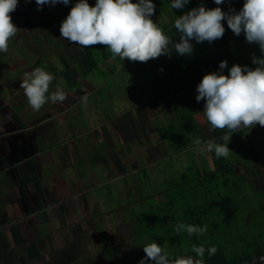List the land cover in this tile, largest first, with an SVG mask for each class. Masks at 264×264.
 Listing matches in <instances>:
<instances>
[{
    "label": "crops",
    "instance_id": "crops-1",
    "mask_svg": "<svg viewBox=\"0 0 264 264\" xmlns=\"http://www.w3.org/2000/svg\"><path fill=\"white\" fill-rule=\"evenodd\" d=\"M172 2L173 0H162V9L151 17L163 31L174 24L171 16L165 17L168 18L169 23L160 17L161 14L169 12ZM228 3L229 0H224V3L220 5L214 2L215 8L220 7L226 13L230 9H234L229 8ZM201 4L208 5L209 9H211V4L208 0H203ZM201 4L190 7L187 11L183 8L174 10L178 11L179 16H182L193 8L201 6ZM241 4H243L242 1ZM225 21L227 22V20ZM226 26L228 27V24ZM167 36L172 38L173 42H179L180 37L171 34ZM221 40L225 43L224 36ZM205 42L207 41L197 44L194 39L190 41L191 44L196 45V48L197 45H202ZM171 50L175 52H173V56L166 54L161 60L157 59L158 61H154L153 70L150 69L153 71V78L151 81H148L149 84L157 82L155 84L160 85L159 93L154 91V94L172 102L173 110L177 114L174 130L169 129L168 135L164 133L168 129L165 128L167 125L163 126L161 124L162 127L161 125L153 127L155 128L154 134L160 132L163 135L158 142L157 148L149 140L152 134H149V124L151 126V122L149 121L154 119L153 123L158 124L156 117L159 119V114L153 118L151 111L155 104L159 106L160 112L165 110L166 107L163 98L159 100L157 97H155L156 99L153 97L151 99L149 92V88L151 87L149 86L146 89L141 79V76L145 72H151L147 71V63L150 60L148 62H133L126 59L128 62L122 63L119 65V68L115 65L116 58L119 57L115 59L111 58L112 61L108 62L109 65L106 72L111 76L121 74L126 80L123 89L125 91L124 94L120 93V97L117 98L119 89H116L114 96L110 93L106 96L107 101L109 102L110 100L111 107L119 106L121 108V110H116L113 113L115 116L112 119L104 118V120L100 117V103H97L94 98L97 89L107 81L98 83L96 77L94 78L92 75L84 76L81 72H75V81L72 86L69 85L67 80H64V76H61L60 83L57 81L59 77L55 79V89L56 85L59 84V87L66 93V99L64 100L68 101L66 105H62V102H57L56 104L60 105V109L57 106V109L54 108L55 110L48 107L49 112L41 111L39 115H30L25 122L19 121L15 116L11 117L13 121L9 119L10 117H7L8 119L5 120V117L1 115L3 112L12 115V112L20 110L11 111V106H9L18 104L16 103L18 99L15 96H0V118H4L3 120L5 121L2 124V119H0V130L4 126V131L0 132V264H110L113 261L109 259L111 254L129 258V249H125L121 245H125L126 247L128 245L131 250H134L135 247L132 243L131 245L129 244V238L131 237L126 234L128 229L121 226L120 219L122 217L118 216V211L111 209L110 204L101 207L99 196L89 195L88 191L83 189L86 186L83 184L84 180L88 182L89 177H92L97 184L92 186L101 188L108 182L128 176V170L133 171L137 166L139 158H135L136 166L134 162L131 169L123 167L127 162H132L130 157L128 159L132 150L124 151L123 149L128 145L126 141L134 135L130 131L140 127H135L138 123H141V128L137 131V136L140 138V141L137 143L141 142V145L146 146V154L151 150L155 153L154 150L160 148L164 152L165 150L170 152L171 148H178L181 138L178 135L177 128L179 126L184 136H186L187 133L184 130L187 128L183 124L188 121V119H184L180 122L178 118L182 120V117L185 116L186 118V116L190 115V112L193 113V121H188L191 129L193 122L203 128L208 126L209 122L206 117L203 119L206 101L197 102L196 100L195 103H190L189 101L182 102L181 98L187 96V93L190 92L192 95L194 94L193 99H196L198 95L196 89L204 77L203 74L212 73V68L200 65L199 63L191 64L190 68V65L187 66L183 62L184 58L188 56L179 55L174 48ZM143 64H145V67ZM193 70L203 71L200 74ZM123 72L126 74H122ZM192 73L198 74L199 78L192 77ZM182 74L184 75L183 77L181 76ZM185 74L190 75L185 76ZM174 76H180L178 81L179 83L181 81L180 86L182 87L180 94H177L175 89L172 88V82L175 80ZM80 78L82 79V83L78 84ZM136 79H139L138 83H134ZM53 92L51 91V94ZM85 96H87V102L83 100ZM48 101L51 100L49 99ZM118 101L120 104L117 103ZM45 105L48 106V104ZM131 105L135 108L134 110L131 108ZM180 105L182 109L187 110V113H178L177 109ZM65 109L66 111H64ZM90 109L93 110V113H91ZM193 109L194 111H190ZM119 111L122 112L119 114ZM66 114L72 115L69 117V122L76 121L77 125L71 126L68 124L67 128L60 129V123L65 121ZM196 115H200L202 119L196 118ZM120 116L122 120L119 119ZM176 124L178 125L177 128ZM144 125L148 127V132L143 131L142 126ZM54 128L57 141L56 143L54 142V145H48L44 137L48 132V135H52V129ZM153 128L151 129L153 130ZM60 131H63L64 136L58 142ZM236 131L232 134L228 146L234 143L236 149H243L244 152H246V148L250 144V139H255L259 142L260 139L261 141L264 139V127L259 124L252 128L241 127ZM114 132L118 133L122 140ZM247 132H250L252 136H247ZM194 134L197 135V139L201 141V144H206V142L202 141L198 132ZM243 134L246 136L244 141H242ZM114 137L120 142V146L123 147L120 151L121 160L111 157L114 154L113 149L117 150L118 153V143ZM123 138H125V141ZM141 138L145 141L141 140ZM100 139H108L112 145L110 156L106 155L107 152L104 153L106 157L103 159V165L109 169L107 171H102L100 158L92 156L93 152H89L94 145H97ZM195 146L197 147L198 145H193V148ZM231 151V156H237V151L232 149ZM175 154L181 155L182 153H180V150H177ZM95 155L104 156H101L100 150L99 154ZM86 157L87 159H93L95 164L100 165L96 166L95 174L86 172V167L92 166L85 163ZM252 161L254 162V160ZM116 162L118 172L113 174L114 177L112 179L110 169L112 171L111 167L112 165L115 166L114 163ZM210 163L208 169L214 171V164L212 162V165H210ZM234 164L235 170L237 166H244V163H240L239 160H235ZM52 165H54L55 169L53 168V174L51 175ZM189 166L197 168L192 165ZM242 167L239 170H242ZM136 168L142 171V166L138 165ZM253 168L256 171V167ZM71 169H76L79 173L72 177L70 175ZM236 172L239 177L246 178L245 174H241L244 175L241 176L237 170ZM56 178H60V181L56 180ZM193 180H195L194 183H197L196 179ZM145 182H148V180L144 179L143 185ZM52 184H59V187L54 189L51 187ZM131 185H134L133 177ZM91 191H95V189L91 188ZM91 196L92 198H90ZM137 221H140V219ZM115 226H121L124 230L120 231ZM103 230H105V233H102ZM117 230L120 232L116 236L108 234L110 231H113L115 234ZM119 238L127 240L128 244L126 245L127 241L121 240L119 243ZM104 256L106 260H104ZM132 261L134 264V257ZM128 262L130 264L128 260L126 264Z\"/></svg>",
    "mask_w": 264,
    "mask_h": 264
},
{
    "label": "rangeland",
    "instance_id": "rangeland-1",
    "mask_svg": "<svg viewBox=\"0 0 264 264\" xmlns=\"http://www.w3.org/2000/svg\"><path fill=\"white\" fill-rule=\"evenodd\" d=\"M241 1L243 2L242 4V7H243L245 0H241ZM78 2L79 0H70L69 4L67 5H64L63 3H58L55 6L44 5L42 7V10H38L39 6L36 4V0H19L16 10L13 13H11L12 21L17 26V33L9 41L8 51L6 53L0 52V85H1L0 86V96H13V97L15 96V98L18 99V101L16 100V103L18 104L9 105V106H11V111L18 110V109L20 110L14 113L12 112V115L3 112L1 115L5 117V120L8 119L7 117H10L9 119L12 120L11 117L15 116L19 121L25 122L28 120L30 115H33V116L39 115L41 111L49 112L48 107H51L52 110L57 109V107L60 109V105L56 104L57 102L53 103L52 101H48L47 103H45V104H48V106L45 105L39 111H34L32 107L29 105L27 98L25 96V93H24V89L20 87V84L26 72H30L37 67L43 68L42 64L37 63L39 60L37 59L38 57H36V55L34 54L36 50L41 47L43 48V53L41 54V56H42L43 61L46 63V67H47V69L44 68V70L54 75V79L52 81L53 86L52 84H50L49 92L47 94L51 95V91L53 92L57 90V86H59V84L56 85V89H55L54 82H55L56 77H59L57 78V81H59L60 83L61 81L60 78L61 76H63L62 72L64 69V66L60 60V54L64 52L63 54H65L67 57L68 56L70 57V56H74L75 54L77 55L80 51L84 50L85 48L78 44H73L63 39L61 37V32H60V27H61L62 22L68 16L71 8L74 7L75 4ZM88 2L91 6H95L96 4V0H88ZM204 6L206 9H209L208 5H204ZM229 8H232V7L229 6ZM234 9L236 11L237 8H234ZM166 16L168 17L171 16L173 18V21H175L176 17L179 16V13L178 11L176 12V10L170 7L169 12H166L160 15L161 19L163 18L167 23H169L168 18H165ZM163 32L165 33V35L171 34L177 37H179L180 35V33L175 29L174 24L171 25V27L165 28V31ZM221 39L222 38L215 40L213 44V45H216L217 50L215 49V51L216 53H219V54H221L222 52L225 53L226 49L228 48V45L225 44ZM234 41H238V42H235L234 44L243 43V40L240 39V35L237 36V39ZM192 45H193L194 50L192 54L189 55V57H192L193 62L196 63L197 59L195 56V50L197 48L200 49V47L199 45H197V48H196V45L194 44ZM231 45L232 47H234L233 43H231ZM96 46H92V48L96 47L94 48V55L100 61L98 72H105L106 69H108V65H109L108 62L112 61L111 59L112 57L109 56V52L106 51V54L108 57L106 59H104V56L103 58H101V56L97 53L99 45H96ZM246 48H248L251 51L254 50L257 53H261V50L258 44L248 43L246 44ZM173 52L174 51L171 50L170 52L171 56H173ZM238 54L239 52L234 55V58L238 59L239 61L242 56ZM162 58H164V55H161L158 58L150 60V62L147 63V71L149 70L150 72L151 70H153L154 61L161 60ZM127 62L128 61L126 59L122 60L120 58H116L115 65H117V68H119V65H121L122 63H127ZM143 65L145 67V64ZM240 65H242V63H240ZM73 71L77 73L75 66L73 67ZM152 72L153 71H151L150 73L145 72L141 76V79L146 89H148L149 86L151 87L149 88L151 99H153V97L154 98L157 97V99L160 100L163 97H158L156 94H154V91H157L159 93L160 85L155 84L157 82H154V84L148 83V81H151L153 78ZM106 74H108V78L106 80L107 82L97 89V92L94 98L97 101V103H100V108H101L100 117L103 119L104 118L112 119L115 116V114L113 113H115L116 110H119V109L121 110V108L119 106L111 107L110 100L108 102L106 99V96L109 93L114 96L116 89H119V94L117 96V98H119L120 93H123V94L125 93L123 89L125 87L126 80L121 74L116 75V76H111L109 73H106ZM122 74H126V73L123 72ZM203 75L205 76V74ZM181 76L183 77L184 75L182 74ZM174 77H175V80L172 82L173 83L172 88L175 89L177 94H180L182 90L181 89L182 87L180 86L181 81L180 83L178 82L180 76L178 77L174 76ZM96 81L100 83V81L98 80ZM138 82H139V79H136L134 83H138ZM79 83H82L81 78L78 84ZM187 94H188L187 96L181 98V101L182 102L189 101L190 103L191 102L195 103L196 99H193L194 94L192 95L190 92ZM151 101H154V100H151ZM67 102L68 101H63L62 105H66ZM163 102L165 103V107H166L165 110L160 112L159 106L155 104L153 105L152 111H151L153 118L155 116H158L157 114H159V119L156 117L158 124L153 123L154 119L152 121H149L151 122V126H152L151 127L149 124V127H150L149 134L152 133L149 137L150 138L149 140H150V143L155 146V148H157L158 142L160 138H162L163 135L160 132H157L154 134L155 128L153 127L154 126L159 127V125L161 124H163V126L167 125L168 127L171 124L174 125V122L177 116V114L173 110L172 102L167 101L164 98H163ZM117 103L120 104L119 101ZM132 105H131V108H133L134 110L135 108ZM133 110L131 111V114ZM64 111H66V109ZM90 111L91 113H93L92 109H90ZM177 111L179 114L187 113V110L182 109L181 105L178 107ZM191 111H194V109ZM121 112L122 111H119V114ZM65 116L67 117L65 118L64 122L60 123L61 124L60 129L64 127L67 128L68 124L71 126L75 124L77 125L76 121L69 122V117H71L72 115L66 114ZM196 118L202 119L200 115H196ZM204 118H205V115H203V119ZM3 119L1 122L2 124L5 123ZM119 119H121V116ZM140 124L141 123H138L135 126V127H138V126L140 127H138L135 130L130 131L134 135L131 136L129 140L126 141L128 142V145L123 150L124 151L132 150L131 154H129L128 156V159L130 157L132 162L130 163L127 162V164L124 165L123 167H127L128 169H131L133 167L134 162H135L134 165L136 166L135 158L137 159L139 158V160L137 161L138 162L137 166L138 165L142 166V171L140 170L141 167H139L140 169L138 170L136 166L134 168L135 170L133 169L132 172L131 170H128V176L117 178V180L108 182L106 185L102 186L101 188L92 186V185H97L92 177H89V180H88L89 185L86 180H84V184H83V185H86L83 189L87 190L89 195L99 196L100 201H101L100 203L101 207H104L105 205L110 204L111 209H115L116 211H118V216L122 217L120 219L121 226L123 228L128 229L126 234L127 236L130 235L131 237L129 238V244L131 245L132 243L135 247L134 250H131L130 246L127 245L128 241L123 240V239L121 240V238H119V241H118L119 243L121 241H127L126 243L127 247L125 245H121V246L125 249L127 248L129 249L128 250L129 258H125L123 256L119 257L115 254L114 255L111 254L109 259L110 260L112 259L113 261L110 264H126L127 260L130 261V264H133V261H132L133 257H134V264H139V261L144 259L146 256L145 252L143 251V247L153 242L158 243L162 248H164V250L169 255L170 259L190 256V251H192L191 249H192V246L195 245V242H192L191 238L186 237V236H185V242L182 240L177 242L178 240V238H176L177 233L171 234V232L174 231L172 227L174 226L172 225L173 223L167 220V222H170L171 224L167 223L165 225V219H164L165 214H161V211L158 210V206L156 209V203L160 205V202L163 201L167 188L172 187V190L168 192L169 195L167 196V198L169 200L172 199L174 201L173 204L170 205V207H171L172 212L174 213V217L177 220H180V218L184 216L183 215L184 208L188 206H193V204L195 206H198L197 202L201 203L200 205H203L204 202H208L213 197V195L211 194L209 195L208 198L204 197L203 199V197H201L199 194L197 195V192L195 189L198 188L199 185H197V183H194L195 180L191 182V185L195 187H191L187 183L186 184L183 183V180L180 179V176H182L184 172L188 173V169L190 168L189 165L197 167L196 169H199V173L201 175H204V173L207 171V169L209 168L210 162H211L210 165H212V159L210 157L209 152L200 150L201 147L205 144L202 143L200 146H197V147L195 146V148H193V145H195L193 141L197 139V135L192 134V133H187V135L184 136L183 131L176 124V128L178 126L177 128L178 135L181 138V140H179L178 148H175V149L171 148L170 152H167L166 150L164 152L163 149L160 148L158 150H154L155 153H153L152 152L153 150H151L150 151L151 153L148 152V154H146L145 153L147 151L146 146L141 145L142 144L141 142L139 144L137 143L140 141V138H138L137 136V131L138 129L141 128ZM142 127H143V131L145 132L149 131L146 125ZM55 128H56V125H55ZM55 128L52 129L53 131L52 135H48L49 134L48 132L46 133V136L44 137L46 144L48 145L50 144L54 145V142L56 143L57 141V138H56L57 135L55 132ZM151 128H153V130ZM3 131H4V126L2 127V130H0V132L2 133ZM164 133L168 135L169 131L167 130ZM114 134L116 133L114 132ZM116 135L120 137L118 133ZM250 135L251 133L247 132V136H250ZM63 136H64L63 131H60L58 142L61 141ZM245 137L246 136L243 134L242 141H244ZM114 138L117 141L116 137ZM123 140L125 141V138H123ZM141 140H144V139L141 138ZM260 142L255 139L253 140L250 139V144H248V148H246V152H244L243 149L242 150L236 149L234 143L228 146L230 150L232 149L234 151H237L236 152L237 156L233 157L230 155V160L233 162L235 160H239L240 163H244L243 167L237 166L236 170L238 171L239 175L245 174V177L247 179L246 181L247 189L242 194L243 195L242 199L245 201V205H244V208L242 209V213L239 214L238 216L239 222L236 221L237 224L234 225L235 226L234 230L232 232L228 230L226 237L222 239L224 246L226 245V243L231 241V239H233L234 242L239 244V234H242V235L246 234L247 229L254 231L255 233L253 234L257 236L259 235L258 232H261L264 234V226H263V221H264V210H263L264 209V139L262 141L260 139ZM117 143H118V153H117V150L113 149L114 154L111 157H113V159L117 158V160H121L120 151L122 150L123 147L120 146V142L117 141ZM99 150L101 151V154H102L101 156H103L105 152H107L106 155L110 156V153L112 151V145L108 139H100L97 145H94V147H92V149L89 151L90 153L93 152L92 156L100 158V165H102L101 166L102 171H107L109 169L105 165H103V159L106 157V155H104L103 157H100L99 155H95V154H99ZM177 150H180V153L182 154L181 155L175 154L177 153ZM139 151L143 153H140ZM141 158L143 159L142 161H141ZM257 159H261V160H257ZM252 160H254V162ZM117 162L114 163L115 166L112 165L111 167L112 171L110 169V176L112 177V179L114 177L113 174L118 172V167H116ZM252 162H253V165H252ZM85 163L92 165V166H89V168L86 167L85 170L87 173L95 174L96 166H100L99 164H95L93 159H87V157L85 159ZM240 167H242V170L241 169L239 170ZM253 167H256L255 168L256 171L254 170ZM53 168L55 169L54 165H52L51 175L53 174ZM130 172H131V175H130ZM77 173L79 172H77L76 169H71L70 175L74 177ZM194 173L195 171L193 172V174ZM131 176L133 177V181H134L133 186L131 185L132 184ZM241 176H244V175H241ZM191 177L193 178L194 175H192ZM144 179L148 180V184L145 187L143 186ZM56 180L60 181V178H56ZM59 184L57 185L52 184L51 187L54 189H57L59 187ZM91 188L95 189V191H91ZM153 194L155 195L149 198V196H152ZM90 198H92V196ZM198 198H200V201L198 200ZM126 208L127 210H125ZM166 208H168V205H166ZM249 213H251L252 215H249ZM145 217H149V220H147ZM206 218H208V220H205V223L207 222L206 224L208 227H210V229L212 228V221L219 222V223L222 221V216L218 213V211H215V210L212 211V213H209ZM138 219H140V221H137ZM133 225L135 226L133 227ZM170 225H171V228H170L171 232L170 234H168V230H169L168 228L170 227ZM121 226L119 227L115 226V228H118L120 229V231H123L124 229ZM219 229L215 231V234H218L219 232L220 233L219 238H220V236L222 237L220 231L224 229H221V228ZM131 230L133 231L131 232ZM120 231L117 230L115 234L113 233V231H110L108 234L110 236L112 235L116 236V234H119ZM102 233H105V230H103ZM182 233L183 232H180V234ZM200 237H201V241L204 242L203 240L204 237L202 235ZM219 238L217 237V239ZM104 260H106L105 256H104ZM14 262L16 263V261ZM147 263L152 264L153 262L149 260L147 261Z\"/></svg>",
    "mask_w": 264,
    "mask_h": 264
},
{
    "label": "clouds",
    "instance_id": "clouds-1",
    "mask_svg": "<svg viewBox=\"0 0 264 264\" xmlns=\"http://www.w3.org/2000/svg\"><path fill=\"white\" fill-rule=\"evenodd\" d=\"M70 0H36L42 10L44 5L55 6L58 3L69 4ZM217 5L224 0H214ZM19 0H0V52H7L11 38L17 33V26L12 21L13 13ZM189 0H173L172 9H182ZM156 5L153 0H96L91 6L88 0H79L60 27L61 37L70 43L85 48L104 45L112 53V58L128 59L133 62L149 60L170 54L171 49L183 56L193 52L191 40L197 43H209L220 39L225 33L222 21L227 20L228 27L236 36L242 32L249 44H258L264 54V0H245L243 8L236 12L230 9L224 12L220 7L206 9L203 4L182 16L176 17L175 29L180 33L179 42L165 35L163 30L152 20ZM255 69L248 66L233 65L229 75L220 72L206 74L197 86V102L206 101L204 115L212 129H228L222 137L223 144L208 140L201 151L215 152L217 158H227L230 154L228 143L236 130L252 128L259 124L264 127V56L252 57ZM228 66L227 61L220 63L221 72ZM54 75L37 67L24 74L20 87L24 89L29 105L39 111L50 99L53 103L63 102L66 93L57 86V90L48 96ZM87 102V96L83 97ZM194 144L200 146L196 139ZM175 231L187 232L188 235H204L207 225L179 223ZM199 259L191 256L170 259L167 252L158 243L153 242L143 247L146 256L139 264H204L205 252L209 257L217 252L215 246L205 248L193 245L191 249ZM264 260V257L260 258Z\"/></svg>",
    "mask_w": 264,
    "mask_h": 264
},
{
    "label": "trees",
    "instance_id": "trees-1",
    "mask_svg": "<svg viewBox=\"0 0 264 264\" xmlns=\"http://www.w3.org/2000/svg\"><path fill=\"white\" fill-rule=\"evenodd\" d=\"M133 2H137V0H133ZM162 0H153V3L156 5L155 13H158L162 9ZM203 2V0H189L188 5H185L183 8L187 11L188 8L194 7L196 5H200ZM208 2L211 4V9L215 8L214 0H208ZM214 4V5H213ZM229 6L232 8H237L238 10L241 9V1L240 0H229ZM225 7V5H224ZM237 10V11H238ZM71 11V10H70ZM69 11V13H70ZM224 28H225V44L228 45V48L226 49L225 53H216L215 49L216 45L214 44V41L209 43L208 41L205 42L202 45H199L200 49L195 50V56H196V63H199L200 65H206L209 68H212L213 72H220L223 75H229L230 69L233 65L242 63L240 66H248L249 68L255 69L257 67L256 64L253 63L252 57L255 55L256 57H262L264 56L262 53H257L254 50H249L246 48V44L248 42L246 41L245 35L242 32L240 34V39L243 40L242 44H234V41L237 39V36L233 33L232 30H230L229 27L226 26L227 22L224 20L222 21ZM227 38H226V36ZM231 43H233L234 47H232ZM41 46V45H39ZM96 46V45H95ZM98 47V46H96ZM96 47H90V48H84V50L79 52V55L74 56H66L65 54H60V60L61 63L64 66L62 75L64 76V80H67L69 85L72 86L73 82L75 81L73 71V67L75 66V69L77 70V73H82L84 76L92 75V77H96V80L100 82H105L108 78L107 72H98L99 69V59L94 55V48ZM57 51V50H56ZM106 51L109 52V56L112 57V53L106 46L99 45L98 48V54L101 56V58L106 59L108 56L106 54ZM58 52V51H57ZM238 55L242 56L240 60L234 58V55L238 53ZM43 53V48H38L36 52L34 53L37 59L39 60L37 63L42 64L44 68L46 67V63L43 61L41 54ZM184 58L183 62L187 66L191 64H195L193 62V59L189 57ZM239 56V57H240ZM81 60V61H80ZM222 61H227L228 66L223 69L221 72L220 70V63ZM238 61V62H237ZM189 71V69H188ZM194 72L200 73L203 70H193ZM96 73V75H95ZM201 74V73H200ZM188 74H185L187 76ZM190 75V74H189ZM188 75V76H189ZM192 77H198V74L192 73ZM191 111V110H190ZM192 112H190L189 116H183L182 120L178 118V121L182 122L184 119H188V121H193ZM188 121L183 124L186 130H184L186 133H196L198 132L199 136L201 137L203 142H207L208 140H213L216 143L223 144L225 143L222 140V137L229 131L228 129H212L210 123L206 128H203L199 126L197 123L193 122L192 129ZM167 130L173 129L174 125L171 124L169 127L165 126ZM189 129V130H188ZM172 130V131H173ZM171 131V132H172ZM231 141V139H230ZM229 144V143H228ZM210 157L212 159V162L214 164V171H210L207 169V171L204 173V175H201L199 173V169L190 168L188 169V173L184 172L182 176H180V179L183 180V183H187L191 187H195L191 184H189L190 181L193 179L197 180L198 188H196L197 195L199 194L201 197L208 198L209 195H213V197L208 201L204 202L203 205H200L201 203H198V206H188L184 208L183 215L180 220H177L174 217V213L171 210L170 205L173 204V200H169L167 196L169 195L168 192L172 190V187H168L167 191L164 195L163 201L158 205L156 203V209L158 206V210L161 211V214H165V225L168 221H171L173 223L172 226L173 230L171 232L170 227L167 229L168 234H176L175 228L177 224L179 223H186V224H195L198 226H204L207 225L205 223V220H208L206 218L209 213H212V211H218V213L222 216V221L215 222L212 221V228L207 226V232L202 235L204 238V242L201 241V237L197 236L196 234L188 235L185 231L182 234L177 233L176 238H178L177 242L184 241L185 242V236L190 237L192 242H195V245L200 246L203 245L206 249L212 246H215L217 248V252L214 256L209 257L207 254V251L205 252V256L203 257L204 264H264V260H261V257H264V234L261 232H258L259 235H254V231L247 229L246 234L242 235L239 234V244L234 242L233 239L226 243V245H223L222 239L226 237L228 230L232 232L234 230V225H236V221L239 219V214L242 213V209L244 208L245 201L243 198V192L247 189V179L243 177H239L237 175V172L234 168L235 164L233 161L230 160V154L227 158L221 157L217 158L215 155V152H209ZM195 173L193 174V172ZM194 175L192 178L191 176ZM257 178V177H256ZM148 184V182L144 183V187ZM196 185V186H197ZM155 194H153L150 197H153ZM169 200V201H168ZM200 201V198H198ZM167 201V202H166ZM166 205H168V208H166ZM263 207V206H262ZM261 207V208H262ZM264 210V209H263ZM262 210V211H263ZM249 212V211H247ZM167 213V214H166ZM159 214V215H161ZM249 215H252L249 213ZM253 217V216H252ZM147 220H149V217H145ZM239 222V221H238ZM170 223V224H171ZM176 223V224H175ZM164 225V227H165ZM264 226V221H263ZM224 229L221 232L222 237L218 234H215V231L217 229ZM220 230V229H219ZM229 232V233H230ZM181 235V236H180ZM217 237L219 239H217ZM175 255V253H174ZM190 256L194 259H199V257L196 256V253L193 251H190Z\"/></svg>",
    "mask_w": 264,
    "mask_h": 264
}]
</instances>
